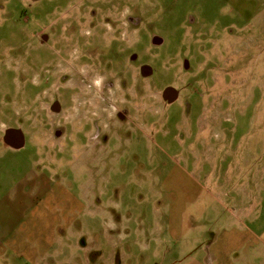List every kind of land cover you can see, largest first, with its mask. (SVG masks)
Returning a JSON list of instances; mask_svg holds the SVG:
<instances>
[{"label":"rangeland","instance_id":"1","mask_svg":"<svg viewBox=\"0 0 264 264\" xmlns=\"http://www.w3.org/2000/svg\"><path fill=\"white\" fill-rule=\"evenodd\" d=\"M0 130V264H264V0H0Z\"/></svg>","mask_w":264,"mask_h":264},{"label":"crops","instance_id":"2","mask_svg":"<svg viewBox=\"0 0 264 264\" xmlns=\"http://www.w3.org/2000/svg\"><path fill=\"white\" fill-rule=\"evenodd\" d=\"M9 144H11L10 142H9V138L6 140ZM13 145V144H12ZM13 147H15L14 145H13ZM225 230V229H224ZM228 230V229H227ZM254 230H255V228H252V227H246V229H244V230H242V229H239L238 228V230L237 231H239V232H236V230H233V232L234 233H237V238H236V240H234V242L236 243V244H238V248L236 249V250H239V251H241V250H243V249H247V248H249L250 246H252V245H254L255 244V241H254V239H255V233H254ZM229 232H230V230H228ZM219 240V239H218ZM0 243H1V241H0ZM1 245V244H0ZM251 248V247H250ZM235 250V251H236ZM215 253H214V255L213 254H211V256H208V257H205V256H202V255H200V257H196V256H194V255H192L191 254V256L193 257V259L192 260H194V263L195 264H209L210 262L208 261V259L210 260H212V259H214V260H216L218 257H219V254H218V252H217V250L216 251H214ZM232 251H230V250H228V251H226L225 253H224V255H223V259L226 257L227 259H231V260H233L232 259V257H231V253ZM216 258V259H215ZM239 259V258H238ZM210 264H218L217 263V261L216 262H214L213 261V263H210ZM221 264V263H220ZM223 264H226L225 262L223 263Z\"/></svg>","mask_w":264,"mask_h":264},{"label":"water","instance_id":"3","mask_svg":"<svg viewBox=\"0 0 264 264\" xmlns=\"http://www.w3.org/2000/svg\"><path fill=\"white\" fill-rule=\"evenodd\" d=\"M145 68H147V66L144 67V69ZM168 93L172 94L171 96H173V97L170 96V100H173V99L176 98L177 92H176V90L174 88H172V87L167 88L166 91H165V97L168 95ZM54 109H56V110H59L60 109L59 108V104L57 102L54 105ZM12 136L15 137V140H14V142L9 141L11 144H13L15 147H20V146L23 145V143H24L23 142L24 141L23 138L24 137H23V134L20 131V129H13V128L8 129L6 131L5 139L7 140L9 137H12Z\"/></svg>","mask_w":264,"mask_h":264},{"label":"flooded vegetation","instance_id":"4","mask_svg":"<svg viewBox=\"0 0 264 264\" xmlns=\"http://www.w3.org/2000/svg\"><path fill=\"white\" fill-rule=\"evenodd\" d=\"M118 117H120L121 119L124 118V115L118 111L117 113ZM0 133L3 134L0 130ZM5 133V132H4ZM93 133V132H92ZM103 135H101L100 133L96 134V135H92V139L95 140V148H98V150L101 151V153H108L109 149H111V145H108V142L109 144H111L112 142V137H110L109 134L107 133H102ZM15 140V137L12 136V137H9V141H12L14 142ZM98 143H101L102 145H98Z\"/></svg>","mask_w":264,"mask_h":264}]
</instances>
